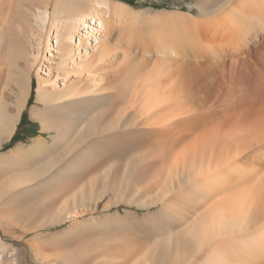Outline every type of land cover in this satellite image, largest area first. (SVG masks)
Returning a JSON list of instances; mask_svg holds the SVG:
<instances>
[{
	"label": "rangeland",
	"instance_id": "rangeland-1",
	"mask_svg": "<svg viewBox=\"0 0 264 264\" xmlns=\"http://www.w3.org/2000/svg\"><path fill=\"white\" fill-rule=\"evenodd\" d=\"M134 1L136 4L131 5L123 0H111L129 8L128 17L121 19L126 23L122 21L116 25L110 39L111 53L118 56L117 60L126 51L134 56L129 67L131 72L139 68L143 56L155 60L156 47L161 45L178 47L181 53L185 52L179 61V72L187 66L193 67L195 72L205 63L195 54L204 31L216 24L221 27L229 21L224 16L227 11L240 7V0ZM259 2L258 5H264V0ZM39 4V0H0V28L3 29L0 102L4 103L5 112L12 116L14 126L8 137L2 134L9 131V127L5 125L0 129V242L6 245L0 247L3 264H191L196 247L187 233L191 220L188 217V221L183 220L180 225L184 228L180 233L177 223L176 228L174 225L167 231L161 230L166 220L174 222L180 216L178 205L168 204L169 210H166L167 206L164 209L162 204L192 178L193 166L182 154V151H190L191 137L173 146L157 140V135L143 133L145 140L137 145L135 140L140 137H137L139 132L109 128L117 123L115 111L98 118L92 115L81 122L77 116L79 112L73 117L72 114L67 116L68 110L52 107L39 99L35 88L40 62L33 63L27 56L29 51L26 54L21 51L23 46L27 49V40L31 42L34 37L29 30L32 26L39 33L40 50H44L46 27L39 31L32 19L36 7L42 5ZM251 20L254 30L259 22ZM119 37L128 43L119 42ZM262 40L264 35L256 42ZM215 69L213 67L207 77L203 75L202 82L195 72L197 86L194 85L192 91L196 97L205 100L222 94L223 78ZM26 77L30 78V91L25 101L22 95ZM137 77L138 74L134 80ZM198 85L206 90H200ZM120 86V82L108 85L113 90ZM201 104L197 100L195 108L200 109ZM46 109L58 117L59 128L52 125L42 130L41 120L31 115L32 110ZM103 111L105 107L95 110V115ZM153 111L155 109L148 112L147 122L158 117ZM23 112L30 124L20 123ZM14 116L17 117L13 120ZM15 133L20 139L8 146ZM51 136L60 139L58 148L48 146L53 143ZM36 137L40 143L44 142L43 145L39 143L42 148L48 147L29 151ZM17 147L16 153L10 154V150ZM65 198L70 202L62 211L60 203ZM71 213L74 215H67Z\"/></svg>",
	"mask_w": 264,
	"mask_h": 264
},
{
	"label": "bare ground",
	"instance_id": "bare-ground-1",
	"mask_svg": "<svg viewBox=\"0 0 264 264\" xmlns=\"http://www.w3.org/2000/svg\"><path fill=\"white\" fill-rule=\"evenodd\" d=\"M39 1L42 5L36 7L32 19L39 31L46 27L44 50H40L41 39L33 26L29 30L34 37L31 42L24 40L28 43L27 49L24 46L20 49L25 54L29 51L27 56L33 63L40 62L35 88L39 99L52 107L68 110L67 116L72 114L73 117L79 112L77 116L81 122L92 115L98 118L115 111L117 123L109 128L157 135V140L173 146L191 137L190 151H182V154L193 166L192 178L162 204L167 206L166 210L172 203L176 204L173 207L178 205L180 216H176L174 222L165 219L161 230L167 231L176 223L178 227L187 217L191 220L187 233L196 244L191 264H264V40L256 42L264 35V5H258L261 0H240V7L224 15L229 21L221 27L216 24L218 26L209 28L211 30L204 28L210 34L204 31L201 43L196 44L195 54L205 65L195 72L202 82V76L207 77L215 67L223 78L222 94L205 100L192 91L194 85L197 86L194 68L187 66L179 72V61L185 52L181 53L178 47H156L155 60L143 56L139 68L132 72L129 67L134 56L126 51L117 60L118 56L112 55L111 33L130 13L123 3L111 0ZM251 19L259 22L254 30ZM2 37L3 29L0 28V45ZM119 38V42L128 43ZM137 74L139 81L134 80ZM2 76L0 72V79ZM119 82L118 89L108 87ZM24 88L22 96L25 99L22 98L26 101L30 91L28 77ZM202 88L200 86V90ZM197 100L202 102L200 109L195 108ZM108 104L110 106H106ZM3 105L0 104V129L5 125L9 127V131L2 134L8 137L14 126L12 116L5 112ZM103 107L105 111L96 116L95 110ZM152 109H155L152 114L158 117L147 122L145 118ZM162 110L166 112L161 113ZM31 115L41 120L42 130L52 125L61 126L58 117L47 109L32 110ZM139 133L137 137H140L135 140L137 145L145 140V134ZM51 137L53 143L48 146L58 148L60 139ZM39 143L36 137L29 151L42 148ZM18 149H11L10 154ZM97 155L101 156V152ZM69 202L65 198L60 203L62 211ZM183 228L177 229L178 233ZM3 246L0 242V247ZM2 251L0 264L5 262H2Z\"/></svg>",
	"mask_w": 264,
	"mask_h": 264
},
{
	"label": "trees",
	"instance_id": "trees-1",
	"mask_svg": "<svg viewBox=\"0 0 264 264\" xmlns=\"http://www.w3.org/2000/svg\"><path fill=\"white\" fill-rule=\"evenodd\" d=\"M125 2H127L128 4H131V5H135V1L134 0H123ZM155 5H157L155 3ZM157 6H163L162 4H158ZM31 98L29 99V102H30ZM21 124H30V121L27 119L26 115H25V112L22 113V116H21V121H20ZM20 139L19 135L17 133H15L9 143H8V146H10L11 144L15 143L16 141H18ZM7 146V147H8Z\"/></svg>",
	"mask_w": 264,
	"mask_h": 264
}]
</instances>
